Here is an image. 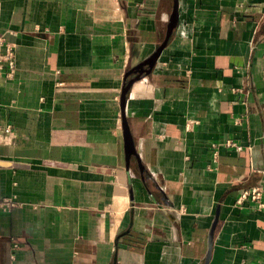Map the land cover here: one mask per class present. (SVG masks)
Here are the masks:
<instances>
[{"label":"crops","instance_id":"0c3cea01","mask_svg":"<svg viewBox=\"0 0 264 264\" xmlns=\"http://www.w3.org/2000/svg\"><path fill=\"white\" fill-rule=\"evenodd\" d=\"M173 2L0 0V264H264V0H179L127 160Z\"/></svg>","mask_w":264,"mask_h":264},{"label":"water","instance_id":"95a60500","mask_svg":"<svg viewBox=\"0 0 264 264\" xmlns=\"http://www.w3.org/2000/svg\"><path fill=\"white\" fill-rule=\"evenodd\" d=\"M179 18V0H174L173 2V10L170 15L169 23L167 26L166 34L164 37V40L159 45V47L154 51V53L149 56L147 59H145L140 64L134 66L131 68L125 76V84L122 88V94H121V106H122V116H123V128H124V138H125V149H126V155L127 160L130 162V159L132 156H136L139 159L138 152L135 147L134 139L132 137L129 123L126 116V103H127V95L130 91V88L136 82L138 79L142 77L143 74H149L152 72L153 68L155 67L156 63L158 62V59L160 55L162 54L163 50L168 45L170 38L177 26ZM131 75H135L131 77ZM130 77V78H129ZM129 78V79H128ZM140 160V159H139ZM213 242V237L210 238V250L208 253L207 262L210 260L211 257V245Z\"/></svg>","mask_w":264,"mask_h":264},{"label":"built area","instance_id":"2783aa9c","mask_svg":"<svg viewBox=\"0 0 264 264\" xmlns=\"http://www.w3.org/2000/svg\"><path fill=\"white\" fill-rule=\"evenodd\" d=\"M0 42H2L3 46H4V52L2 54V58L6 62L8 68H9L8 76H12L16 70V51H15V48H14L13 44H10V43L5 44L3 38H0ZM225 145L229 146V147H234L237 151H241L243 149V147L241 145L237 144L233 140H227L225 142ZM212 147L215 148L214 153H213V157H214V159H217V157H218L217 144H213ZM263 191H264V189L261 186H255V187L246 189L238 197L237 204L239 206H242L243 204H245L246 201H251L256 205L258 210L264 212ZM15 206H16V203L11 199H4V200L0 201V208H2L4 210H9Z\"/></svg>","mask_w":264,"mask_h":264}]
</instances>
